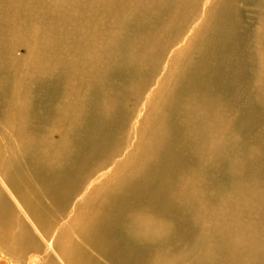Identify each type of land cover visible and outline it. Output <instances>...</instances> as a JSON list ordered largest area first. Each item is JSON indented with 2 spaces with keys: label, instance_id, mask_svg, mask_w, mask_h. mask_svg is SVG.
I'll use <instances>...</instances> for the list:
<instances>
[{
  "label": "bare ground",
  "instance_id": "obj_1",
  "mask_svg": "<svg viewBox=\"0 0 264 264\" xmlns=\"http://www.w3.org/2000/svg\"><path fill=\"white\" fill-rule=\"evenodd\" d=\"M0 264H264V0H0Z\"/></svg>",
  "mask_w": 264,
  "mask_h": 264
},
{
  "label": "rangeland",
  "instance_id": "obj_2",
  "mask_svg": "<svg viewBox=\"0 0 264 264\" xmlns=\"http://www.w3.org/2000/svg\"><path fill=\"white\" fill-rule=\"evenodd\" d=\"M167 61V59L165 60V62ZM161 76V75H160ZM156 87V84H154L152 86V88L150 89V91ZM142 110V111H141ZM141 112H143V104L142 105H139V112H136V115L134 116L133 120H132V124L130 123V125L128 126L129 127V130H128V133H127V136H126V144L122 150V152L119 154L118 156V159L116 158L114 161H113V165L115 163V161H118V160H121L123 159L129 151H131L133 149V147L135 146V142H136V138H137V128L140 124H138V119L141 117ZM140 113V116L138 117V114ZM137 116V117H136ZM132 134V135H131ZM113 165H111L109 169H112ZM107 171V170H105ZM107 176V174H106ZM106 178V177H105ZM99 181V180H98ZM97 181V182H98ZM71 211V210H70ZM72 217V214L71 216H69L67 219H71Z\"/></svg>",
  "mask_w": 264,
  "mask_h": 264
}]
</instances>
